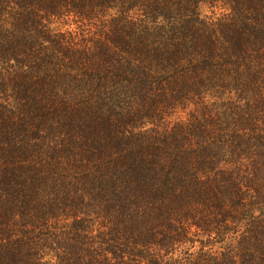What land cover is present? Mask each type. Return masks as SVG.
Wrapping results in <instances>:
<instances>
[{
  "label": "trees",
  "instance_id": "trees-1",
  "mask_svg": "<svg viewBox=\"0 0 264 264\" xmlns=\"http://www.w3.org/2000/svg\"><path fill=\"white\" fill-rule=\"evenodd\" d=\"M0 264H264V0H0Z\"/></svg>",
  "mask_w": 264,
  "mask_h": 264
},
{
  "label": "rangeland",
  "instance_id": "rangeland-1",
  "mask_svg": "<svg viewBox=\"0 0 264 264\" xmlns=\"http://www.w3.org/2000/svg\"><path fill=\"white\" fill-rule=\"evenodd\" d=\"M201 10L203 13H205V12L208 13V11H209V9L207 7H204V6L201 7Z\"/></svg>",
  "mask_w": 264,
  "mask_h": 264
}]
</instances>
